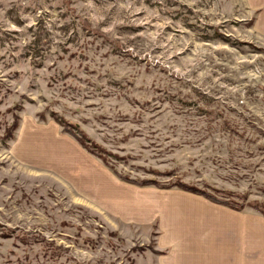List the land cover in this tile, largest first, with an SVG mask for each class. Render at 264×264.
Here are the masks:
<instances>
[{"label": "rangeland", "instance_id": "obj_1", "mask_svg": "<svg viewBox=\"0 0 264 264\" xmlns=\"http://www.w3.org/2000/svg\"><path fill=\"white\" fill-rule=\"evenodd\" d=\"M263 4L0 0V264H158L166 207L231 208L56 118L264 217Z\"/></svg>", "mask_w": 264, "mask_h": 264}, {"label": "crops", "instance_id": "obj_2", "mask_svg": "<svg viewBox=\"0 0 264 264\" xmlns=\"http://www.w3.org/2000/svg\"><path fill=\"white\" fill-rule=\"evenodd\" d=\"M262 6L259 26L264 32ZM124 204L122 201L118 208L111 209H118V214L125 216L124 208L121 209ZM156 204L150 201L153 208ZM166 208L167 215L160 222L166 229L159 233L157 248L167 251L159 256L158 264H264L263 216L225 207L224 216L207 220L204 213L183 209L179 204Z\"/></svg>", "mask_w": 264, "mask_h": 264}, {"label": "trees", "instance_id": "obj_3", "mask_svg": "<svg viewBox=\"0 0 264 264\" xmlns=\"http://www.w3.org/2000/svg\"><path fill=\"white\" fill-rule=\"evenodd\" d=\"M61 124H66L64 125L65 127V131L72 134L73 137H75L79 143L86 148L90 153H92L93 155H95L96 157L102 159V161L109 166L110 168L113 169V171L123 180L137 184V185H149V184H155L159 187H172V186H178L184 190L196 193V194H200L205 196L206 198H208L209 200L216 202V203H221V204H225L231 208L234 209H243L245 207V203H241V204H237L235 201H231L230 199L224 198V197H219L216 194L206 190V189H201L195 185L192 184H188L184 181L178 180L175 182H170L168 184H162L160 181H158L157 179H153V178H132L130 177L127 173H120L118 171L115 170L114 166L109 162L108 158L106 157V151L105 148L103 147H99V145H97V143H92L91 145L89 144V140L87 139L88 136L84 135V134H79L77 132V129L75 126H73L72 124H69L68 121L65 120H61L59 118H56ZM250 205L251 202H249ZM252 207H254L256 210L262 212V214L264 215V206L259 205V204H254L252 205ZM158 251V250H156ZM161 252L162 251H158Z\"/></svg>", "mask_w": 264, "mask_h": 264}]
</instances>
